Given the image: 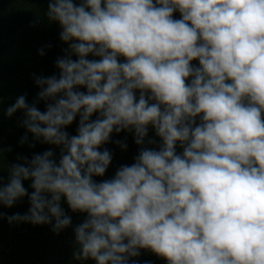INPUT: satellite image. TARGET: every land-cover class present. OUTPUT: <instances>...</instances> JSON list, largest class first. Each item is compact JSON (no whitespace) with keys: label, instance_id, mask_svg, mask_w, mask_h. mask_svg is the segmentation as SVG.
Returning a JSON list of instances; mask_svg holds the SVG:
<instances>
[{"label":"clouds","instance_id":"1","mask_svg":"<svg viewBox=\"0 0 264 264\" xmlns=\"http://www.w3.org/2000/svg\"><path fill=\"white\" fill-rule=\"evenodd\" d=\"M44 16L67 45L57 72L33 75L35 98L4 114L22 112L20 144L31 134L59 152L7 166L0 205L28 208L0 217L59 233L63 198L85 214L73 259L94 264H137L142 249L166 264H264V0H49ZM149 127L158 148L142 146ZM122 130L142 147L95 181Z\"/></svg>","mask_w":264,"mask_h":264},{"label":"trees","instance_id":"2","mask_svg":"<svg viewBox=\"0 0 264 264\" xmlns=\"http://www.w3.org/2000/svg\"><path fill=\"white\" fill-rule=\"evenodd\" d=\"M48 2L49 0H0V184L6 183L7 166L18 162L17 155L30 157L33 153H40L49 148L53 150L54 155L59 152L54 146L33 143L31 134H28V141L20 144V138L25 135V129L19 124L22 112L17 110L10 117L4 114L5 109L14 103L19 95H25L26 102H32L38 92L33 75L55 74L57 72L55 60L63 55V50L67 47L59 39L58 24L48 22L44 16ZM173 18L179 19V14L174 12ZM40 49L44 50L43 55L38 54ZM87 58L93 57L90 55ZM119 59L123 60L122 57ZM191 63L196 65L197 61ZM37 107L43 110L44 104L41 102ZM95 115L94 113L91 119H94ZM77 121L78 117L65 128L69 135H75ZM148 139L153 143L147 144ZM116 141L125 143L126 148L121 149ZM145 141L143 147L159 146V137L151 127L148 128ZM142 146L134 143L130 131L113 132L110 141L101 146L112 153V160L104 175L93 179L99 182L111 178L120 165L133 162V157ZM176 150L177 153L182 151L179 145ZM23 184L28 192L32 191L29 187L30 181H24ZM61 207L71 217V222L59 233L51 231V224H9L0 217V264H94L91 260L73 259L75 249L73 228L83 221L85 214L69 210L63 198ZM27 208V197H24L10 208L0 205V213L23 214ZM133 259L137 264H166L162 258L143 249L140 250L139 256Z\"/></svg>","mask_w":264,"mask_h":264}]
</instances>
